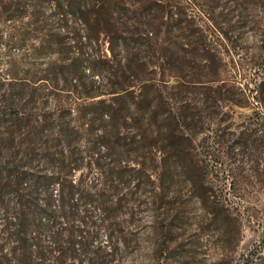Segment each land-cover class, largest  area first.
I'll return each mask as SVG.
<instances>
[{
	"label": "rangeland",
	"instance_id": "374dc122",
	"mask_svg": "<svg viewBox=\"0 0 264 264\" xmlns=\"http://www.w3.org/2000/svg\"><path fill=\"white\" fill-rule=\"evenodd\" d=\"M89 1L104 9L66 32L50 0H0V138L46 122L49 159L103 194L78 210L122 224L110 264H264V107L249 92L264 89L263 20L228 42L223 17L237 25L249 0ZM246 5L248 21L264 19ZM99 101L113 106L102 119Z\"/></svg>",
	"mask_w": 264,
	"mask_h": 264
},
{
	"label": "trees",
	"instance_id": "16d2710c",
	"mask_svg": "<svg viewBox=\"0 0 264 264\" xmlns=\"http://www.w3.org/2000/svg\"><path fill=\"white\" fill-rule=\"evenodd\" d=\"M249 2L264 13V0ZM249 2L236 5L237 25L231 24L233 19L228 18L229 14L223 17L224 28L221 32L226 41L230 42L232 36L241 32L248 24H253L255 28L261 20L264 22V19L248 21L246 3ZM50 3V18L56 20L57 25L67 30L66 32H69L68 20L87 23L84 13L89 10L100 13L104 9L103 6L96 8L97 4L89 0H50ZM37 14L35 24L47 22L42 16L41 7ZM123 40H110L113 54L118 46H123ZM56 44L59 42L53 43ZM50 46L52 45L48 46L49 49ZM261 49H264V41ZM262 61L264 62V55ZM72 67L73 63L69 65V69ZM35 91L36 89H32L31 93L34 94ZM20 92L17 97H11L10 104V108L17 114L19 102L31 97L28 92ZM249 92L255 93L253 98L257 105L264 107L263 83L255 85ZM119 96L112 101H119ZM142 103L143 101L134 100L131 104L141 106ZM98 104L99 109L105 111L100 113L102 119L113 106L104 101H99ZM121 108L123 109V105ZM2 116L3 112L0 113V118ZM148 118L155 119L154 116ZM45 124L46 122H42L30 128L22 135L19 143H15L11 134L0 138V264H110L122 252L124 242L113 241L115 229L122 231V224L94 223L88 210H78V205L86 206L100 201L103 194H92L74 182L70 176L74 167L64 162L57 166L53 164L48 157V146L45 145ZM262 127L258 124L255 133L263 135L264 125ZM100 133L102 135L98 138L105 145L107 136L103 135L106 131L100 129ZM51 166L57 167V173L51 176L42 173ZM54 204L57 209H52ZM64 218L78 223H57ZM101 231L105 232L106 244L101 242ZM156 231L154 226L151 234Z\"/></svg>",
	"mask_w": 264,
	"mask_h": 264
}]
</instances>
